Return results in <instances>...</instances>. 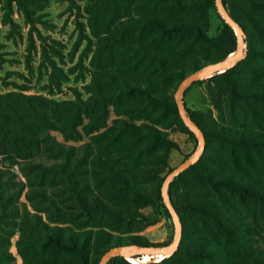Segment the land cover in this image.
Instances as JSON below:
<instances>
[{"label":"trees","instance_id":"16d2710c","mask_svg":"<svg viewBox=\"0 0 264 264\" xmlns=\"http://www.w3.org/2000/svg\"><path fill=\"white\" fill-rule=\"evenodd\" d=\"M25 1L15 0L31 22ZM92 1L88 22L97 43L88 97L77 90L69 101L0 94V264L7 255L5 216L18 213L10 200L24 188L34 214L23 216V235L39 238L41 249L25 250L24 264H98L112 247L166 245L138 235L142 228L129 236L107 229L146 226L152 221L146 208L171 218L160 188L178 145L167 130L177 125L194 137L170 97L172 83L236 50L235 33L223 21L215 37L207 35L209 15L219 16L214 0ZM222 3L244 32L243 58L191 85L212 86L216 119L210 113L199 122L185 109L203 132L205 149L168 187L182 238L173 255L153 264H264V0ZM122 5L133 7L134 16L119 20L110 13L102 24L106 8ZM51 68L60 77L54 62ZM49 81L60 89L59 79ZM84 135L88 142L68 144ZM14 169L25 183L14 181ZM65 191L72 200L64 205L55 199L63 195L62 201ZM66 220L72 226L58 224ZM106 264L131 263L114 256Z\"/></svg>","mask_w":264,"mask_h":264},{"label":"rangeland","instance_id":"374dc122","mask_svg":"<svg viewBox=\"0 0 264 264\" xmlns=\"http://www.w3.org/2000/svg\"><path fill=\"white\" fill-rule=\"evenodd\" d=\"M92 2V0H26L25 4L31 12V22H27L15 0H0V94L21 92L25 95H41L49 100L69 101L74 100V91L77 90L82 98L86 99L88 95L84 87L90 82L95 71L93 55L97 43V39L91 35L88 22L87 8ZM112 11L108 8L103 11L102 24H105V17L110 13H115L119 20H125L126 16L135 14L133 7L128 10L124 5ZM208 22L207 35L215 37L222 27V20L212 12ZM102 32L105 33V30ZM52 62L62 71L60 77L52 71ZM52 76L60 80V89L49 81ZM183 78H175L173 81L170 89L171 99L174 100V92ZM185 91L184 105L191 116L201 122L211 113L216 119V112L212 106V86L205 81ZM114 118L111 113L107 121L108 126ZM167 132L169 138L178 145V150L171 151L169 156V168L173 169L194 153L197 141L177 125L169 128ZM52 135L58 142L64 141L59 133L52 132ZM89 140V136L84 135L81 141L68 144L79 146ZM14 173V181L17 184L25 183V178L17 169H14ZM14 191L15 189H12L11 193ZM26 191L24 188L19 198L10 200L9 208L17 205L18 213H8L5 216L6 223L3 228L8 240L5 244L7 255L4 256V264H24L25 250H32L34 247L37 248V253L41 250L38 247L39 238L31 234L23 235V216L34 214L25 198ZM65 194L62 201L60 198L62 199L63 195H56L55 200L64 205L68 204L72 198L67 197L68 191H65ZM143 212L152 220L146 226L134 222L112 223L107 230L115 233L122 229L125 232L124 236H129L142 228L138 235L143 236L148 242L170 244L173 238L172 219H169L161 208H157L155 212L152 208H146ZM43 220L46 221L45 215ZM58 224L61 227L72 226L69 220ZM134 259L137 264H153L160 261L159 255H141ZM130 260L132 259H126L128 263L134 264Z\"/></svg>","mask_w":264,"mask_h":264},{"label":"water","instance_id":"95a60500","mask_svg":"<svg viewBox=\"0 0 264 264\" xmlns=\"http://www.w3.org/2000/svg\"><path fill=\"white\" fill-rule=\"evenodd\" d=\"M216 12L221 18V20L227 24L235 33L237 39L236 50L227 56L226 58L206 65L195 72L186 76L176 88L173 98L179 114V117L184 124V126L193 134L197 141V147L192 155L187 159L181 162L178 166L171 169L163 179L160 188V195L163 201L165 208L167 209L173 223V238L170 244L162 246H140L135 244L116 246L110 248L105 252L98 264H106L107 261L114 257L119 256L126 259H133L136 256L147 255H159L164 258H168L173 255L179 248L180 241L182 238V225L180 218L171 203L170 196L168 194V187L170 183L181 173L186 171L189 167L195 165L201 158L204 149H205V138L203 132L200 128L189 118L185 106L183 103V93L185 90L197 81H202L208 78H211L215 75H220L225 73L229 68L234 66L243 58L244 50V32L239 24H237L232 17L229 15L225 6L222 3V0H214Z\"/></svg>","mask_w":264,"mask_h":264},{"label":"built area","instance_id":"2783aa9c","mask_svg":"<svg viewBox=\"0 0 264 264\" xmlns=\"http://www.w3.org/2000/svg\"><path fill=\"white\" fill-rule=\"evenodd\" d=\"M139 264V263H138Z\"/></svg>","mask_w":264,"mask_h":264}]
</instances>
